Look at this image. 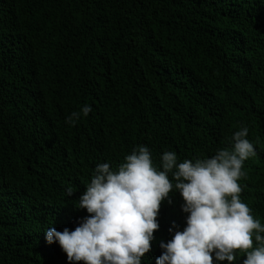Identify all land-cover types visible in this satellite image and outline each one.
<instances>
[{
  "label": "trees",
  "instance_id": "trees-1",
  "mask_svg": "<svg viewBox=\"0 0 264 264\" xmlns=\"http://www.w3.org/2000/svg\"><path fill=\"white\" fill-rule=\"evenodd\" d=\"M242 127L256 154L240 199L264 225V0H0V264H69L44 232L89 215L98 164L141 145L194 162ZM170 199L142 264L185 227Z\"/></svg>",
  "mask_w": 264,
  "mask_h": 264
},
{
  "label": "clouds",
  "instance_id": "clouds-1",
  "mask_svg": "<svg viewBox=\"0 0 264 264\" xmlns=\"http://www.w3.org/2000/svg\"><path fill=\"white\" fill-rule=\"evenodd\" d=\"M91 111L84 105L65 122L74 125ZM247 135L242 127L232 134L231 148L194 162L178 163L177 154L166 151L157 165L141 145L115 171L98 164L76 206L89 215L71 231L49 227L46 242L57 243L69 264H142L159 228L161 203L171 204L170 193L178 192L185 227L169 228L174 234L160 241L156 264H236L238 251L245 254L239 264H264V225L240 199L243 163L256 154ZM72 194L69 188L66 195Z\"/></svg>",
  "mask_w": 264,
  "mask_h": 264
}]
</instances>
